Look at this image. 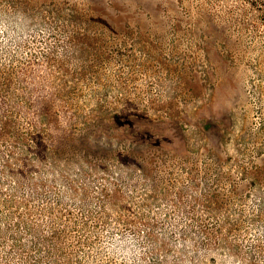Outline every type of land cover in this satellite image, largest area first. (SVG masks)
Masks as SVG:
<instances>
[{
	"label": "rangeland",
	"instance_id": "obj_1",
	"mask_svg": "<svg viewBox=\"0 0 264 264\" xmlns=\"http://www.w3.org/2000/svg\"><path fill=\"white\" fill-rule=\"evenodd\" d=\"M0 264H264V8L0 0Z\"/></svg>",
	"mask_w": 264,
	"mask_h": 264
},
{
	"label": "trees",
	"instance_id": "obj_2",
	"mask_svg": "<svg viewBox=\"0 0 264 264\" xmlns=\"http://www.w3.org/2000/svg\"><path fill=\"white\" fill-rule=\"evenodd\" d=\"M246 1L264 8V0H246Z\"/></svg>",
	"mask_w": 264,
	"mask_h": 264
}]
</instances>
